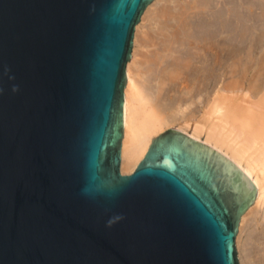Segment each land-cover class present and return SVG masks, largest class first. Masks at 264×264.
Instances as JSON below:
<instances>
[{
  "label": "water",
  "instance_id": "1",
  "mask_svg": "<svg viewBox=\"0 0 264 264\" xmlns=\"http://www.w3.org/2000/svg\"><path fill=\"white\" fill-rule=\"evenodd\" d=\"M150 4L0 0V264H239L257 198L232 162L170 128L121 172Z\"/></svg>",
  "mask_w": 264,
  "mask_h": 264
},
{
  "label": "bare ground",
  "instance_id": "2",
  "mask_svg": "<svg viewBox=\"0 0 264 264\" xmlns=\"http://www.w3.org/2000/svg\"><path fill=\"white\" fill-rule=\"evenodd\" d=\"M172 1L176 2H169ZM159 3L160 0H155V4ZM190 3L200 11L192 8L188 14L182 6L167 7L163 10V20L153 17L152 24L159 32L167 33L164 44L160 43L165 51L150 57L144 76L134 63L137 51L132 48L126 67L121 172L131 174L152 140L169 128L216 151L232 162L256 189L257 201L241 217L237 234L239 264H255L251 257V232L255 225L264 224V78L253 83L255 98L245 101L231 98L228 80L235 66L241 69L247 40L255 46L260 43L264 33V0H191ZM155 4L149 5L141 21ZM173 45L177 47L174 53L180 54L175 58L170 55ZM168 46L172 48L169 51ZM226 46L233 53H228ZM181 47L186 48L184 53ZM231 57H235L234 69L228 64ZM185 73L192 88L183 92L180 80ZM187 104L190 109L194 107L187 108L189 113L184 108Z\"/></svg>",
  "mask_w": 264,
  "mask_h": 264
},
{
  "label": "rangeland",
  "instance_id": "3",
  "mask_svg": "<svg viewBox=\"0 0 264 264\" xmlns=\"http://www.w3.org/2000/svg\"><path fill=\"white\" fill-rule=\"evenodd\" d=\"M169 1H171V0H160L159 4H155V5H153V7L151 9H149L150 13L147 14V18H145V20L141 21L143 19L145 11H147V9L149 7L148 6L146 8V10L144 11L143 15L141 16V20H140L138 27L136 29V32L134 35V37H136V38L133 39V42H134L133 48H134L135 52L137 51V53H135L136 55L134 58V63L139 65L140 68H138L139 69L138 71H140L143 74L142 76H144L143 72L148 70V66L150 63V57H152L154 55L157 56L159 54V52L162 53L165 51V46L162 44H164V36H166L167 33H163L161 31L159 32V30L157 29L155 24L154 23L152 24V22H154L152 20L153 17H155V19L156 18L162 19L163 18V10L167 7H171L172 9L176 7V9H177L178 6L180 8L182 6L183 12L188 13V14L191 12L192 8H195L191 4L192 2L190 3L191 0H186V1L185 0H179V1L176 0V2L175 1L169 2ZM184 1L188 4L187 5L184 4L183 3ZM164 2H167V3L165 4ZM150 5H152V4H150ZM184 5H185V7H184ZM196 10L200 11V9H198V8H195L194 11L196 12ZM173 12H174V14H176V11H173ZM185 16H187V14H185ZM136 39H137V43L135 42ZM160 43H162V44H160ZM250 43H251V40L248 39L245 46H244V54L242 55V56H244V60H243V64H241V69H239L238 67H236L234 65V63H233L234 59L233 58H235V57H233V58L231 57L232 60L229 61V63H228L230 65V67L232 66V69H234L233 68L234 66L236 69V70H233L234 73L233 72H231L232 74L230 73V77L228 80L229 85H230V91H231L230 96H231V98H236V101H240V100L245 101V100H248V98H252V99L255 98L252 95L253 94V88H254L253 83L256 80H258L259 78H264V33H263V36L261 33V40H260V43L258 45L255 46V44L252 45ZM174 45H176V44H174ZM169 48L170 47L168 46L166 48V50L169 51ZM176 48L177 47H175L173 49L170 48V50L172 49V51H173V52L172 51L170 52V55L173 54L174 58L178 57L180 55L177 52L174 53V50ZM180 49H181V52L184 53L186 48L181 47ZM227 49H228V53H233L232 48L230 49V47H227ZM173 55L170 56L171 59H172ZM135 59H137V60H135ZM144 68H145V70H144ZM134 70L136 71V68H134ZM237 72H238V74H237ZM181 77H182V79L180 80L181 91L185 92L186 90L189 89V87L192 88L191 87L192 84H191L189 78L187 77L186 73L182 74ZM139 78H140V80H139ZM139 78L137 77V79L139 81H143V79L141 77H139ZM216 79H217V77H216ZM242 89H243V91H242ZM198 97L202 98L201 95H199V94H198ZM184 108H185V112L189 113L188 109L192 110V108H194V107L192 106L190 109L188 104H187L186 106H184ZM253 191L256 193V189H254ZM260 225L264 227V224H260ZM260 225L259 224L255 225L252 229V232H251V235H252L251 236L252 237L251 242H252V239L254 238L253 242L252 243L250 242L251 249H252V255H253L251 257H254L253 260H254L255 264H264V262H263L264 261L263 260L264 259V233H263L264 229L261 228ZM254 229H255V231H254ZM261 229L263 232L261 231ZM236 248H237V237H236ZM238 250L239 249H237L236 257H238ZM239 261H240V258L238 257V262Z\"/></svg>",
  "mask_w": 264,
  "mask_h": 264
},
{
  "label": "clouds",
  "instance_id": "4",
  "mask_svg": "<svg viewBox=\"0 0 264 264\" xmlns=\"http://www.w3.org/2000/svg\"><path fill=\"white\" fill-rule=\"evenodd\" d=\"M109 223L111 224V221Z\"/></svg>",
  "mask_w": 264,
  "mask_h": 264
}]
</instances>
